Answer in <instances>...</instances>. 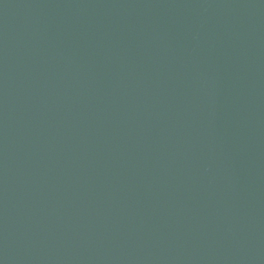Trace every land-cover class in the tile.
Returning a JSON list of instances; mask_svg holds the SVG:
<instances>
[{"label":"water","instance_id":"water-1","mask_svg":"<svg viewBox=\"0 0 264 264\" xmlns=\"http://www.w3.org/2000/svg\"><path fill=\"white\" fill-rule=\"evenodd\" d=\"M0 264H264V0H0Z\"/></svg>","mask_w":264,"mask_h":264}]
</instances>
